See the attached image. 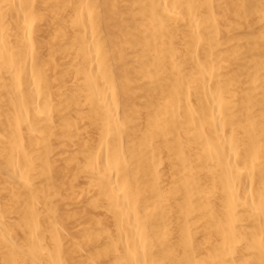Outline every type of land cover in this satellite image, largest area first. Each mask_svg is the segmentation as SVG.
<instances>
[{"label": "bare ground", "instance_id": "1", "mask_svg": "<svg viewBox=\"0 0 264 264\" xmlns=\"http://www.w3.org/2000/svg\"><path fill=\"white\" fill-rule=\"evenodd\" d=\"M0 264H264V0H0Z\"/></svg>", "mask_w": 264, "mask_h": 264}]
</instances>
